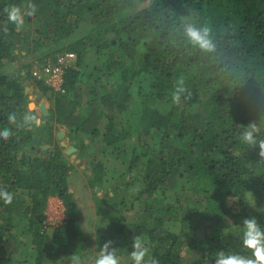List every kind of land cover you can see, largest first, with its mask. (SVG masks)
I'll list each match as a JSON object with an SVG mask.
<instances>
[{
  "label": "trees",
  "instance_id": "16d2710c",
  "mask_svg": "<svg viewBox=\"0 0 264 264\" xmlns=\"http://www.w3.org/2000/svg\"><path fill=\"white\" fill-rule=\"evenodd\" d=\"M13 5L36 9L20 29L5 12ZM189 25L209 29L212 51L188 42ZM64 53L76 56L64 93L33 78L50 115L40 125L10 124V114L38 117L24 85L32 65L9 78V64ZM175 87L185 89L179 104L171 99ZM249 124L260 129L255 145L242 141ZM58 126L74 142L72 155L88 164V186L111 190L96 198L108 229H97L99 240L131 252L140 236L145 264H183L187 250L211 264L218 252L251 258L241 224L255 216L264 228V0H0V131H11L0 138V192L12 195L10 204L0 198V264L88 256L80 254L87 238L69 188L76 166ZM126 142H134L128 157ZM51 197L66 220L49 234ZM249 198L257 211L244 210ZM189 217L200 219V238Z\"/></svg>",
  "mask_w": 264,
  "mask_h": 264
},
{
  "label": "rangeland",
  "instance_id": "374dc122",
  "mask_svg": "<svg viewBox=\"0 0 264 264\" xmlns=\"http://www.w3.org/2000/svg\"><path fill=\"white\" fill-rule=\"evenodd\" d=\"M188 19V21L191 20V18L186 17ZM25 60V59H24ZM25 62V61H24ZM23 59L21 60V65L18 62H13L10 63L9 66L7 67V76L9 78H12L15 76V74H25V71H23L22 69V65L29 63L32 65L31 67V77H32V71L34 70V68H36L37 66H39V64L43 63L39 60V58H37L36 56L31 57L29 60H27V62L24 63ZM91 65L93 66L94 62H90ZM17 71V72H16ZM24 73V74H23ZM33 81H35L33 79V77L29 80H27L25 82V86L27 88H29L28 90V97H29V103L30 104H34L35 107H32V109H29V111H35L37 113V117L38 119H42V114L40 111V106L42 104H44L46 106L47 109H50L51 107V103L48 100L47 97H45L41 91L35 86V84L33 83ZM38 93L41 94L40 99L37 100V95ZM48 111V110H47ZM37 119V120H38ZM105 119L102 120L101 122V131L104 132L105 127H106V120ZM37 122V121H36ZM66 134V133H65ZM64 141L67 145L68 148H75L74 147V142H71L69 140V138H67V135L64 139H60L61 141ZM134 143V142H133ZM133 143H123V145L121 146L122 152L128 157L130 155V149L133 146ZM90 148H93L94 146H91L89 144ZM93 151V150H92ZM76 153V152H75ZM71 161L72 163L76 166V171L72 174L73 176V181L74 180H80L83 181L84 183H86V194H84L83 192H79V188L77 189V194H76V198L77 201L80 206V212H81V219H80V229L82 231L83 234H85L86 236V240H87V247L85 246V249H87V251H82L80 254L81 255H86L88 254V256L83 260H81L80 264H95V259L97 258V255L100 251V248L102 247V245L104 243H106L109 240H99L98 238V233H97V229L101 228V229H105L107 228V226H105L103 224V222L101 220H99L98 216H97V204H96V198L97 197H101L102 195L106 194V193H110V189L107 191H102V189H98L97 192L94 189H91L89 186H87L88 182H87V175L89 174V169H88V164L82 162L81 160H79L77 158V155H71ZM78 187V185L76 186ZM112 195V194H111ZM253 199L249 198V200L246 202V206L244 208V210H254L257 211L258 209L255 208L254 205V201ZM234 201L231 203V205L233 206L234 212L238 213V212H242V207L233 204ZM231 206V207H232ZM130 207V205L128 206ZM126 209V207H125ZM65 209L62 205V202L58 199H50L49 203H48V208L46 211V225H47V232L49 234H52V230L58 226L59 224L63 223L64 220H66V216L64 214ZM128 213H131L133 215V213L131 211H128ZM189 221L191 222L190 225H192L193 230L191 229V234L195 237V238H200L202 236V234L204 233L203 231V225L200 226V219L198 218H191L189 217ZM198 224V227H197ZM229 233L231 234L232 237H236L238 235V230L232 226L230 229H228ZM203 232V233H202ZM108 233V229L104 230V235H106ZM98 235V236H97ZM116 248V255L120 260V264H129L130 263V258H129V249H127V247L119 245L118 247H114ZM112 249L110 248L109 251H111ZM61 256V255H60ZM184 259H183V264H211L210 262H204L202 260L199 259V257H197L196 255H194L193 252H189L184 251ZM57 260H55L54 257H51V259H49L48 261H46L45 264H73L72 261V256L70 258H67L65 256L59 258H56ZM61 260V261H60ZM66 260V261H65Z\"/></svg>",
  "mask_w": 264,
  "mask_h": 264
},
{
  "label": "clouds",
  "instance_id": "9594fccd",
  "mask_svg": "<svg viewBox=\"0 0 264 264\" xmlns=\"http://www.w3.org/2000/svg\"><path fill=\"white\" fill-rule=\"evenodd\" d=\"M35 6L29 5L28 10L24 11L20 7L15 5L6 8L8 22L20 29L23 24L24 16H31L35 14ZM6 31V30H5ZM189 43L205 51H212L213 44L209 39L208 28H198L195 26H187L184 33ZM178 83L182 84V81ZM183 87H175L171 91V99L174 104L181 102V93L184 92ZM9 123L14 124L19 128L30 126L36 122V117L25 115L20 121H17L16 114H10L8 117ZM260 129L255 124H249L242 133V141L247 144L255 145L257 140L254 139V135L259 133ZM11 135V131L5 128L0 131V138L7 140ZM259 156L264 159V140L259 141ZM0 198H3L6 204H10L12 201V195L7 191L0 192ZM233 197H227L226 203L231 206ZM243 235L241 237V243L244 248L252 252V257H245L237 254L226 255L223 252L216 254L215 264H264V228L261 227L257 218L251 216L243 219L242 221ZM132 250L129 253L131 264H145V258L149 254V249L145 244V241L140 236H133L131 242ZM112 249L109 251V249ZM73 264H80L78 257L72 255ZM95 264H120V260L116 255V248L113 247L111 240L102 245L100 251L95 259ZM149 264H159L155 259H151Z\"/></svg>",
  "mask_w": 264,
  "mask_h": 264
},
{
  "label": "built area",
  "instance_id": "2783aa9c",
  "mask_svg": "<svg viewBox=\"0 0 264 264\" xmlns=\"http://www.w3.org/2000/svg\"><path fill=\"white\" fill-rule=\"evenodd\" d=\"M76 56L72 53L57 55L54 59L45 60L32 71V77L43 82L55 92L64 93V75L73 66Z\"/></svg>",
  "mask_w": 264,
  "mask_h": 264
},
{
  "label": "water",
  "instance_id": "95a60500",
  "mask_svg": "<svg viewBox=\"0 0 264 264\" xmlns=\"http://www.w3.org/2000/svg\"><path fill=\"white\" fill-rule=\"evenodd\" d=\"M29 19H30V17H29ZM28 90H29V88H26V93H28ZM40 96H41V94L38 93V95H37V100L40 99ZM32 106L35 107L34 104H30V105H29V109H32ZM40 111H41L42 117H48V116L50 115L49 112L47 111L46 106H45L44 104H42V105L40 106ZM41 122H42V119H38V120H37V125H40ZM29 129H32V127H29ZM58 138H59V139H64V138H65V134H63V133H58ZM34 141H35V142H39V139L36 138V139H34ZM61 146H62L63 148H66V149L68 148V145H67L63 140L61 141ZM42 149L45 151V150H47V147H43ZM76 151H77L76 148H69V149L66 150V155H69V156H70V155H72L73 153H75Z\"/></svg>",
  "mask_w": 264,
  "mask_h": 264
},
{
  "label": "crops",
  "instance_id": "0c3cea01",
  "mask_svg": "<svg viewBox=\"0 0 264 264\" xmlns=\"http://www.w3.org/2000/svg\"><path fill=\"white\" fill-rule=\"evenodd\" d=\"M24 62V61H23ZM24 74V73H23ZM33 107V106H32ZM49 111V109H47ZM58 130L59 132L58 133H63L65 134L66 133V128L64 126H58ZM65 137H66V134H65ZM73 174V173H72ZM73 179V176L71 175V178H70V181H69V188H70V191L72 192L73 196H74V199L76 200V202L78 203L77 201V198H76V194L77 192L79 191L80 193L83 192L84 194H86V183H84L83 181L80 182V180H72ZM78 185V187H76ZM88 186V184H87ZM79 188V190L77 191V189ZM100 189V188H98ZM98 189H95L96 192ZM94 190V189H93ZM88 192V191H87ZM88 195V194H86ZM56 197H51L50 199H55ZM49 199V200H50ZM49 203V201H48ZM79 205V204H78ZM80 206V205H79Z\"/></svg>",
  "mask_w": 264,
  "mask_h": 264
}]
</instances>
